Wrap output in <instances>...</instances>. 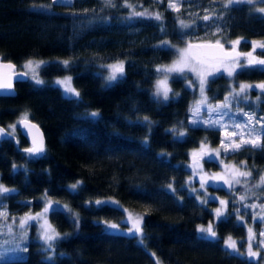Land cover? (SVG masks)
Masks as SVG:
<instances>
[{
  "label": "trees",
  "instance_id": "1",
  "mask_svg": "<svg viewBox=\"0 0 264 264\" xmlns=\"http://www.w3.org/2000/svg\"><path fill=\"white\" fill-rule=\"evenodd\" d=\"M169 2L71 0L62 6L54 0H0L1 58L20 69L29 59L57 62L36 68L42 84L25 72L26 79L14 82L13 95H0V185L14 190L0 197L7 216L55 201L47 216L61 234L53 241L51 259L29 235L16 256L0 254V264H158L156 259L162 264H263L222 242L226 235L244 236L236 214L241 206L236 193L245 189L243 184L232 191L210 187L227 198L223 216L216 219L213 200L203 204L183 185L189 150L201 142L216 145L220 128L192 123L195 93L184 77L169 76L167 101L153 97V82L158 66L175 56L171 46L159 47L162 40H239L248 48L264 39V14L247 0L235 6L227 0H177L175 8ZM64 60L70 62L67 70L60 63ZM114 61L124 62V76L108 87L104 65ZM62 74L73 78L78 100L51 81ZM209 85L212 99L231 103L222 97L225 78L215 77ZM22 116L43 132L44 152L37 157L25 152L28 143L16 125ZM145 118L151 123L145 124ZM222 118L233 117L223 112ZM247 152L264 165V148ZM244 153L241 148L226 156L239 161ZM203 164L218 167L211 159ZM103 197L115 200L118 208H97L94 199ZM247 198L263 202L264 189ZM53 205L63 210L53 212ZM125 209L141 221L140 241L101 223L118 221ZM206 222L212 223L215 238L196 231Z\"/></svg>",
  "mask_w": 264,
  "mask_h": 264
},
{
  "label": "rangeland",
  "instance_id": "2",
  "mask_svg": "<svg viewBox=\"0 0 264 264\" xmlns=\"http://www.w3.org/2000/svg\"><path fill=\"white\" fill-rule=\"evenodd\" d=\"M252 1L256 3L255 9L257 11L260 12V9L264 8V0H252ZM227 2H229V0H227ZM169 5L170 7H172V5H175L176 7L177 0H170ZM215 41L219 42V40H215ZM165 42L167 46H171L174 49L175 56L170 61L160 64L158 66V69L163 70L168 67H172L176 65L182 58L181 57L182 50H189L190 52V55L188 57V65L184 68L183 72L165 73L163 71H159L160 73L159 76L153 82V92L156 91L157 82L160 80H165L166 85L169 88L168 78L170 75L176 74L184 77V82L186 86L194 90L195 93L194 98L190 103L189 118L192 121V123L194 120L197 121V123L203 125H209V123H211L212 126L214 127L217 126L218 128H220L221 131V137L216 145H211L208 142H201L197 147L191 148L189 150L188 161L185 165L187 169V175L185 176L183 185L186 188V191L191 195H193V197H195L197 201L202 203V201L213 200V207L211 208V210H212L213 218L216 219L219 217L216 216L215 209L221 207L220 205L221 200L227 202V198L216 195V193H214L210 189V187L221 186L223 188L232 191L235 185L243 184L245 186V189L242 192L236 193L237 195L236 200L240 201L241 203V206L238 207L237 209L238 212H236V214L239 221L243 222L244 224L245 227L244 236L243 238L237 239L230 235H226L222 239V242L225 245V241L228 240L229 237H231V241L236 242V248L232 249L228 247L229 249L239 250L242 253H244L246 256L254 259L261 258L264 264V236L261 235V233L264 232V201L263 202H258L256 200L250 201L247 198L249 196V192L251 193L259 189H264V183L261 182V177H264V170H262L258 178L254 180L249 179L250 176L234 177V169H238L239 171H243V172L246 171L243 169V164L241 162L234 161L226 156L227 152L231 151V149H229V151L226 152L224 147L221 146V141L223 140L225 141L226 144H231L233 142L240 143L241 139L250 140V138L247 137L243 132L242 130L243 127L239 120L234 121V119L233 120L227 119V121L225 122L224 118H222L223 112H225V110L224 107H220L221 105L224 104L218 100L213 101L212 105L209 104L208 97L205 93V86L208 82V79L211 76L219 72L228 75V71L230 70L233 71L237 67L245 65L249 56L242 55L241 58H235L232 60L215 59L211 61L197 56V54L199 53L196 51L194 47L189 49V45H192L191 43L172 44L167 40H162L161 44ZM229 42L231 43V41ZM258 42H260L258 46L257 45L256 46L253 45V46L260 47L259 45H264V40H260ZM29 60L33 62L31 68H25L24 65ZM29 60H26L21 64V69H23L24 72H27L31 76V78H33L34 81H36V79L41 80L39 77L36 76L35 71L36 68L41 64L40 62L42 60H37V59H29ZM118 62L119 61H114L104 65L106 76L110 75L111 72V70L108 69L107 66L109 64H115ZM191 69H195V71ZM201 76H203L205 79V84L203 86V89H201V85H200ZM66 77H69V75L68 74L56 75L52 77L51 81L55 85H57L55 83L57 80H62L65 79ZM58 87L64 94L63 88L61 86ZM160 98L163 99L162 96ZM197 109H199L198 112ZM204 122H209V123H204ZM229 125H232L231 127H236V128L231 129ZM236 125H240V127H237ZM1 132L2 131H0V133ZM232 133H236V135H231ZM190 156H194V160H190ZM210 158L211 160H214L216 162V164L218 165L217 168L206 169L204 167L203 161L205 159H210ZM217 173H219L226 180H228L229 183L227 184L224 183V180L210 179L211 177H214ZM236 180H239V183H236ZM202 183L204 184V187H201ZM97 200L115 202V200L111 198L103 197V198L94 199V203ZM53 203L56 202L47 199L44 201L43 207L37 211L20 214L18 216L0 215V254L6 253L7 257L16 256L17 254L15 253V250L17 251L19 250L16 248L17 242L20 243V249H21L25 240V239L20 240V237L21 236L28 237L29 235L30 236L32 235V238L38 242L40 248L43 250L44 257L46 258L51 257V255L54 253V247L52 246L51 249H48L47 245H45L44 241L41 239V235H42L41 225L44 224L45 220H47L48 224H50L52 229H54V227L52 226V224L48 219L47 213H44L45 207L49 208ZM0 213H6L3 207H0ZM37 213H40L41 217L37 220L28 221L27 226H25L22 229L20 225V220L22 218L26 219L27 218L26 214L31 216H36ZM138 219L139 217L135 213L125 209L123 216L118 221L104 220L101 223L106 229L109 230L112 229L107 227V223H115L120 227L119 230H114V231H119L126 234H133L140 241L141 233L136 234L134 231L133 233H128V229L131 228L133 222ZM210 223L211 222H206L203 224H199V226L207 228ZM30 226H32L31 231H30ZM249 229H251V237H250ZM55 233H58L59 236L61 235L56 230ZM202 234L207 235V233H202ZM250 245H251V251L257 253L256 256L249 255ZM155 261L158 264H162L157 259Z\"/></svg>",
  "mask_w": 264,
  "mask_h": 264
},
{
  "label": "snow or ice",
  "instance_id": "3",
  "mask_svg": "<svg viewBox=\"0 0 264 264\" xmlns=\"http://www.w3.org/2000/svg\"><path fill=\"white\" fill-rule=\"evenodd\" d=\"M109 2H110V0H109ZM229 2H230V6H235L237 4L245 2V0H229ZM247 2L251 3L252 0H247ZM54 3L56 5L68 6V5L71 4V0H54ZM172 7L175 8V5H172ZM176 10H178V9H176ZM260 12L264 13V8H261ZM136 15L137 16H144L145 13H136ZM155 18L157 20L161 19V17L159 15H157ZM203 19L205 21H207L209 19V17L205 16ZM239 42H240L239 40L233 41V51H235V46ZM253 45L256 46V42L255 41L253 42ZM259 46L260 47H264V45H259ZM159 47L166 49L168 46H167V44L165 42V43H162L161 45H159ZM192 47H193L192 45H189V49H191ZM197 47H199V46H197ZM208 47H219V48L223 49V45H221L219 42H217V44L214 45V46L213 45H208ZM189 55H190L189 50H182V52H181V57L182 58L176 65H174L172 67H168V68L163 69V70L157 69V71H163L165 73L183 72L184 68L188 65V57H189ZM230 55L231 54L227 53V52L223 53L224 57H227V56H230ZM246 55L249 56V57H252L253 54H252V52H249ZM32 63L33 62L31 60H29V61H27L25 63L24 67L25 68H31ZM40 63H41L42 66H47L48 63H57V62H43V61H41ZM60 63H62L63 68L65 70L69 69L70 62L68 60H64V61H62ZM248 64L249 65H253V64L264 65V59H261V60H255L254 58L253 59H249ZM0 67L11 69V68L14 67V65L9 63V64L0 65ZM107 67H108V69L111 70V72H110V75H108L106 77V82H107V86L111 87L113 82H116L119 79L123 78V76H124V62L120 61V62L115 63V64H109ZM191 70L195 71V69H191ZM260 70L264 71V68H262ZM228 75L232 76L233 75V71L232 70L228 71ZM17 78L19 79V77H17ZM72 79L73 78L69 76V77H66L65 79L57 80L55 83L58 86H61L63 88V92H64L65 96H68L70 99H77L78 100L79 97H80V93L78 91H76L75 88L72 87V85H71V80ZM35 82H36V84H42L43 83V81H41L39 79H36ZM204 84H205V79H204L203 76H201V79H200L201 89H203ZM250 87H251L250 85L241 84L240 85V93H236V95L239 96L241 93L245 92ZM256 87L264 90V83L256 85ZM0 89H8V90L12 89V82L9 81L6 76L3 77V78H0ZM169 92H170V89L167 87L166 81L165 80H160V81L157 82L156 91L153 93V97L155 99H157V102H159V98L161 96H162L164 101H167L169 99ZM225 99L227 100L228 98L226 97ZM220 107H227V105L224 104V105H221ZM198 111H199V109H197V112ZM97 115H98V113H96V112L91 113V116L94 117V118ZM245 115H247V114H245ZM144 123L145 124H149L151 122L147 118H145ZM196 123H197V121L194 120L193 124H196ZM204 123H209V122H204ZM209 126H212L211 123H209ZM236 126L240 127V125H236ZM32 127L34 128L36 126L32 125ZM251 131H255V129L250 130V132ZM183 135L184 134H181V136H183ZM231 135H236V133H232ZM33 144H34V146L25 149V152L31 154L32 157H37V156L43 154L44 147H43L42 142L37 146L36 145V141L34 139L33 140ZM247 144H251L253 148H260L261 147V145H260L258 140L241 139L240 143L233 142L231 144H226L225 141H223V140L221 141V146L224 147L226 152L229 151V149H231L232 151H238V150H240L242 148V145H247ZM250 175H251L250 172H243V171H239L238 169H234V177L235 176H245L246 177V176H250ZM210 179L224 180V183H226V184L229 183V181L226 180L219 173H217L214 177H211ZM261 182L264 183V177H261ZM236 183H239V180H236ZM78 184H79V182H77V184L71 185V188L68 189L70 194L72 193L73 190H75L78 187ZM169 187L171 188L172 186L169 185ZM201 187H204L203 183H202ZM11 191H14V190H10V189L0 185V193L10 194ZM3 198L4 197H0V207H3ZM206 202L207 201H202V203H206ZM226 204H227L226 201H224V200L220 201L221 207L215 209V214H216L217 217H222L223 216V211H224V207L226 206ZM109 205H114V206H116V208H118V205H116V202L100 201V200H97L95 202V206L97 208H103V207L109 206ZM51 210L54 212V211H57V210H61L62 211L63 209H60L59 205H53ZM47 212H49V208L45 207L44 213H47ZM0 215H6V213H0ZM26 217H27L26 219L22 218L20 220V225H21L22 229L25 226H27L28 221L39 219L41 217V214L37 213L36 216H31V215L26 214ZM107 227L112 229V230H119L120 226L115 224V223H107ZM41 228H42L41 239L44 241L45 245H47V248L51 249L52 246H53V241L55 239L59 238V234L55 233V230L52 229L51 225L48 224L47 220L44 221V224L41 225ZM133 231L136 234H140L141 233L142 228H141V221L139 219L134 221L132 227L128 229V233H133ZM196 231L198 233H207V238H209V239L216 237V232L213 230V226H212L211 223L209 224V226L207 228H204V227L198 225ZM249 233H250V237H251V229H249ZM261 235L264 236V232H262ZM24 239H26V236H21L20 237V240H24ZM225 245H227V247L232 248V249L236 248V242L235 241H231V237H229V239L225 241ZM16 248L20 249V243L19 242H17ZM249 255L250 256H256L257 255V253L251 251V245L249 247ZM49 259H51V257H49Z\"/></svg>",
  "mask_w": 264,
  "mask_h": 264
},
{
  "label": "flooded vegetation",
  "instance_id": "4",
  "mask_svg": "<svg viewBox=\"0 0 264 264\" xmlns=\"http://www.w3.org/2000/svg\"><path fill=\"white\" fill-rule=\"evenodd\" d=\"M261 40H264V39H261ZM233 41H237V40H233ZM233 41L231 40V43L230 42L222 43V45L225 48L233 47ZM254 41L256 42V45L258 46V44L260 43L258 41L260 40H254ZM253 42L248 48L242 47L239 42L235 46V48L238 50V55L234 58L217 57V56L209 58V57L201 55L199 51L196 49V51L199 53L197 54V56L203 59L211 60V61L215 59L232 60L235 58H241L242 55L247 56L246 54L249 52H252L253 54L252 57L248 58L245 65L239 66L233 70L232 76L225 75L222 72L216 73L215 75L211 76L208 79V82L205 86V93L208 97L209 104L212 105L213 101H216V100L220 101V100L212 99L211 94L208 93L209 92L208 88L210 86L209 85L210 80L215 77L225 78L226 89L222 93V97H224V99L227 97L228 101L231 102V103H227L226 101V105H228V108L224 107L225 112H228L229 116L233 117L229 119L231 120L234 119V121L235 120L240 121L243 127L242 128L243 132L245 133L247 137L250 138V140H258L261 145L260 148H253L251 144L242 145V148H244L245 157L240 159L239 162L243 164V169L246 172L251 173L250 178H249L251 180L258 178L260 172L264 170L263 163L261 164L258 163L259 156H257L258 157L257 159L256 156L250 155V153L247 152L248 150L260 151L264 148V143L261 140V138L264 136V90L256 87V85L264 83V71L260 70L264 68V65H259V64L249 65L248 64L249 59H253V58L255 60L264 59V47H254ZM238 73H239V76L237 75ZM241 84L250 85L251 87L247 89L245 92L241 93L239 96H237L236 93H240ZM213 94H218V93L214 92ZM227 119L228 118L224 119V121L226 122ZM231 126L232 125H229V127ZM232 128H236V127H231V129ZM252 129H255V131L250 132V130Z\"/></svg>",
  "mask_w": 264,
  "mask_h": 264
},
{
  "label": "water",
  "instance_id": "5",
  "mask_svg": "<svg viewBox=\"0 0 264 264\" xmlns=\"http://www.w3.org/2000/svg\"><path fill=\"white\" fill-rule=\"evenodd\" d=\"M217 42L218 41L202 40V41L193 42L191 44L193 45L195 49L199 51L201 55L209 57V58H212L215 56L224 57L223 53L225 52L231 54L230 56H227L226 58H234L238 55V50L235 48V51H233V47H230V48L223 47V49L219 47H208V45H213V46L216 45ZM220 44L222 45V43ZM9 63L14 65V67L11 69L0 67V78H3L6 76L7 79L12 82V89L10 90L0 89V95H13L15 93L14 82L18 80H24L27 78V75L23 69L17 68V65L13 61L2 59L0 56V65L9 64ZM17 77H19V79ZM16 125L18 127L20 134L26 139L28 143V145L24 149L33 147L34 139L36 141L37 146L42 142L43 147H44L43 132L40 126L35 121L30 119L29 117L22 116L17 119ZM32 125H35L36 127L33 128ZM190 160H194V156H191Z\"/></svg>",
  "mask_w": 264,
  "mask_h": 264
}]
</instances>
